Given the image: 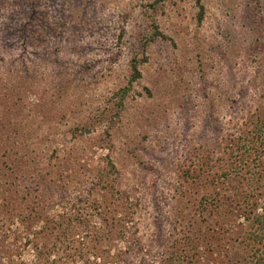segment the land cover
<instances>
[{
  "label": "rangeland",
  "instance_id": "1",
  "mask_svg": "<svg viewBox=\"0 0 264 264\" xmlns=\"http://www.w3.org/2000/svg\"><path fill=\"white\" fill-rule=\"evenodd\" d=\"M262 123L264 0H0V264L241 263Z\"/></svg>",
  "mask_w": 264,
  "mask_h": 264
},
{
  "label": "trees",
  "instance_id": "2",
  "mask_svg": "<svg viewBox=\"0 0 264 264\" xmlns=\"http://www.w3.org/2000/svg\"><path fill=\"white\" fill-rule=\"evenodd\" d=\"M200 19H201V15H200ZM148 41H150V39L146 40L145 44H147ZM138 65L139 62L133 59L131 62L132 73L128 81V86L121 89L117 93V97H118L116 103L117 115L124 108V100L129 90L131 89V85L141 76L138 70ZM257 132H258L257 133L258 137L261 140L264 139L263 123L258 126ZM259 206L260 204L258 203H252V207H253L251 209L252 212L244 215L247 221V231H246L247 238H246V244L242 247L243 249L241 250V252L243 253L242 259L238 260L243 264H251L252 262L255 264H264V208L262 207L260 209L261 211L258 212L257 209ZM244 256L247 258V260L244 259Z\"/></svg>",
  "mask_w": 264,
  "mask_h": 264
}]
</instances>
